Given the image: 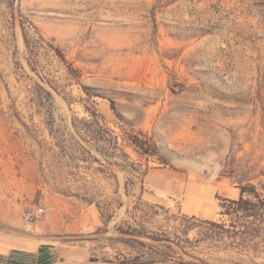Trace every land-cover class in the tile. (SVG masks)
Wrapping results in <instances>:
<instances>
[{
  "label": "rangeland",
  "instance_id": "1",
  "mask_svg": "<svg viewBox=\"0 0 264 264\" xmlns=\"http://www.w3.org/2000/svg\"><path fill=\"white\" fill-rule=\"evenodd\" d=\"M243 185L264 195V0H0V229L57 197L92 264H264V214L221 213Z\"/></svg>",
  "mask_w": 264,
  "mask_h": 264
},
{
  "label": "crops",
  "instance_id": "2",
  "mask_svg": "<svg viewBox=\"0 0 264 264\" xmlns=\"http://www.w3.org/2000/svg\"><path fill=\"white\" fill-rule=\"evenodd\" d=\"M167 174L168 172L159 169V172H155L153 177L150 176L148 183L154 186L155 191H160L165 194L177 195L179 190L173 189L169 186L167 181L162 177H157L159 174ZM149 175V173H148ZM176 177V175L174 176ZM182 180V179H181ZM147 181V180H146ZM184 184L185 192L193 190L192 183H188L182 180ZM203 189H199L198 193L201 195ZM235 195L238 193L236 190H232ZM180 194V193H179ZM57 204L47 208L51 218L44 217L43 223L35 224L33 222H27L28 224L23 228L17 229H0V264H85L90 259V249L87 246V242L84 239H73L70 236L65 235L71 233L70 229H63L64 224V211H62L65 199L55 198ZM201 207V210L203 206ZM211 207H213L211 205ZM52 210H56L59 214L54 223L52 218ZM200 210V212H201ZM80 220L85 221L86 224L83 228H78V233L84 231H92L96 224H98V216L91 206L85 208L80 213ZM208 216V215H206ZM78 218V217H77ZM77 233V232H73Z\"/></svg>",
  "mask_w": 264,
  "mask_h": 264
},
{
  "label": "trees",
  "instance_id": "3",
  "mask_svg": "<svg viewBox=\"0 0 264 264\" xmlns=\"http://www.w3.org/2000/svg\"><path fill=\"white\" fill-rule=\"evenodd\" d=\"M56 51H57L58 55L60 56V58H62L60 55V52L58 50H56ZM113 103L114 102L112 100H110V106L112 109H114ZM225 201H228V203L231 204V206L230 205L225 206L223 203H221V207L225 208V210L221 211V213L229 214L230 210L236 214L240 212L241 213L240 216H243V218L246 216H248V217L252 216L254 218H258L262 214H264V195H262L261 193H258L254 187H253V189H249L248 187L243 185L240 187V193H239V196L237 199L231 200V199L227 198V199H225ZM232 206H233V208H232ZM210 222L213 224H216L213 221H210ZM234 223L235 222L232 221L231 226H233ZM245 227H246V231L250 235H252L251 232L257 233V230L259 229L258 227L252 228V227H249L248 225H245ZM248 229H250V231H248ZM122 232L129 234L131 236H135V238L133 237L132 239L136 242L142 243V241L136 237V236L142 235L140 232H137V231H132V232L122 231ZM139 257H137V259ZM94 262H96V258L92 257V258L88 259L87 263H85V264H92ZM133 264H135V263H133ZM182 264H200V263H195V261H187V262H182Z\"/></svg>",
  "mask_w": 264,
  "mask_h": 264
},
{
  "label": "built area",
  "instance_id": "4",
  "mask_svg": "<svg viewBox=\"0 0 264 264\" xmlns=\"http://www.w3.org/2000/svg\"><path fill=\"white\" fill-rule=\"evenodd\" d=\"M46 208L35 206L25 210L24 218L27 222H33L36 220H41L42 217L46 214Z\"/></svg>",
  "mask_w": 264,
  "mask_h": 264
},
{
  "label": "bare ground",
  "instance_id": "5",
  "mask_svg": "<svg viewBox=\"0 0 264 264\" xmlns=\"http://www.w3.org/2000/svg\"><path fill=\"white\" fill-rule=\"evenodd\" d=\"M229 193H230L232 196L235 195L234 192H231V191H230ZM203 209H205V210H204V212L202 211V214L208 215V213H209V209H206V207H204Z\"/></svg>",
  "mask_w": 264,
  "mask_h": 264
}]
</instances>
